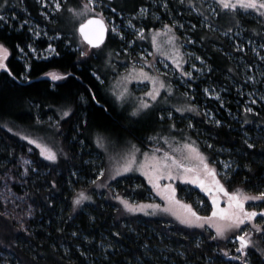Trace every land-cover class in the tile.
Returning a JSON list of instances; mask_svg holds the SVG:
<instances>
[{
	"label": "trees",
	"instance_id": "1",
	"mask_svg": "<svg viewBox=\"0 0 264 264\" xmlns=\"http://www.w3.org/2000/svg\"><path fill=\"white\" fill-rule=\"evenodd\" d=\"M102 1L116 9L112 14L115 18L118 14L130 17L137 14L140 7L150 9L152 5L150 0H124L129 4ZM67 2H72L75 8L82 6V0H64L61 2L63 8ZM16 5L20 11L24 8L38 19L51 35L59 33V38L52 45L60 55L33 57L26 45L34 43L44 49L49 44L47 39L33 40L28 27H19L17 21H0V39L11 50L7 63L13 73L10 76L0 70V175L17 168L21 157H28L32 162L22 184L14 186L18 193L26 195L32 207L26 227L4 214L0 199V214H3L0 215V264H239L226 260L220 251L226 245L221 240H212V233L206 229L187 228L176 222L142 215L123 216L118 203L110 198V193L105 198L98 196L91 185L104 165L97 138L107 134L147 149L151 143L147 140L156 135V127L162 125L168 128L171 120L160 118L167 112L165 110H155L153 119L147 122L127 115L108 93L106 77L99 70L95 48L87 45L89 55L81 57L75 49L79 46L76 35L58 28V12L56 21L50 23L40 16L34 0H16ZM152 12L159 19L147 16L134 18L133 23L145 30L157 28L172 13L190 28L187 33L192 43L188 44V50L204 61L203 78L199 81L188 79L185 90L198 113H189L192 127L184 124L182 117V121L177 122L181 125L180 139L194 140L210 157L216 153L223 158H231L237 169L228 187L241 186L258 191V183H264L257 179L264 176V137L259 135L255 125L258 124L259 129L264 131V106L258 109L259 116L249 114L245 119L241 114L244 98L238 96L234 87L241 82L240 65L229 54L231 46L222 34L227 30L215 29L213 17L210 18L211 27L202 26L201 17L176 0H169V8L165 10L161 4L153 6ZM24 15L25 12L21 11L20 20L24 19ZM175 27L186 51V40ZM107 42L113 44V53L120 49L121 42L109 31L104 43ZM16 44L24 48V55L15 47ZM80 48L83 49V45ZM243 57L248 64H252L253 58L249 54L243 53ZM185 58L188 68L194 59ZM26 64L29 67H25ZM53 70L70 75L53 82L43 75ZM23 76L30 79L25 80ZM257 86L264 97L263 78ZM205 88H220V98H208ZM93 93L98 103L91 99ZM68 107L72 108V112L68 117L61 118V110ZM203 108L211 110L216 119H206L202 114ZM234 115H237V120H233ZM215 120H220L221 125H216ZM19 127L49 132L58 143V160L46 161L36 148L30 151L28 143L14 131ZM246 139L255 145L253 149L247 148ZM209 144L213 145L211 149ZM245 165L252 169L251 173ZM53 181L55 187L52 186ZM112 185L119 194L130 199L139 202L150 200L149 186L142 176H122ZM80 190L88 191L92 201L74 206L73 198ZM176 195L191 204L200 215L209 214L210 199L197 189L179 183ZM198 201L203 203L200 205ZM74 231L78 233L75 237L72 236ZM85 236L88 240H84ZM198 242L199 248L196 247ZM82 251L86 255L82 256ZM180 252L185 256L181 257ZM251 261L252 264H264L256 252L251 254Z\"/></svg>",
	"mask_w": 264,
	"mask_h": 264
},
{
	"label": "rangeland",
	"instance_id": "2",
	"mask_svg": "<svg viewBox=\"0 0 264 264\" xmlns=\"http://www.w3.org/2000/svg\"><path fill=\"white\" fill-rule=\"evenodd\" d=\"M64 0H60V2H63ZM117 3H126L129 4V2H124V0H111ZM178 3L179 0H176ZM35 4L38 6L39 14L40 16L47 22L53 23L56 21V14L57 12L54 11V4L52 3V0H48L47 5H42L40 3V0H34ZM86 2V0H82V4ZM151 2V8L148 9V14L144 17L138 16V12L135 15H132L130 17H126L124 15L118 14L117 18L112 16L113 7L111 4L106 3L102 0H98V3L103 4V11L104 16L106 18V21L108 24L115 25L123 34L124 39H121L119 35L116 33H112L109 30V33L112 37H115L118 41H120V49L113 53L112 43H104L101 45L100 48H95V54L98 57V67L100 72L106 77V87L108 90V93L113 98L117 106L125 112L127 115L131 116V112L134 107L137 106L139 103L138 97H141L144 92H146L150 87L151 84L146 81H136L133 80L128 83V88L130 89L132 95L130 98H128L125 102L121 103L120 101H117L114 94H113V88H116L117 91H119V87L117 86V81H120V78L126 74V70L130 69L133 65L136 68L144 67L145 71L150 72L151 75L157 76L160 79L164 80L166 84H170L172 88L171 94L167 93L165 90H161L162 96L159 98V103H153V107L148 110H143L139 115L137 116H131L133 118L140 119V121H150L153 119V114L155 110H165L167 111L165 114H161L160 118L163 116L168 117V113H172V117L170 118L171 122H169L168 128L167 126L160 125L159 127H156V135L152 136L153 139H149L147 141L151 142L147 149H141L135 144H132L129 141L123 142L122 140L115 139L113 137H110L107 134L101 135L103 138V147L98 146L99 150L102 152V157L104 158V165L100 168L103 169L105 174L101 177H99V180L97 181L98 184H103L105 186L98 187L97 185H92V189L98 193V196L101 198H105V196L110 193V198L113 199L115 202L118 203V207L122 213L123 216L125 215H142L145 217L150 218H158L161 220H167L166 222H176L180 224L179 219L177 216L173 215L171 212H163L160 210H157L154 214L148 215L146 212H129L127 211L124 206L120 203L119 200L115 199L117 195L124 197L125 199L129 200L131 203L139 204V203H151V204H159L161 205V208L165 206H171L173 211L178 214H183L186 212V209L182 208L179 204H172L169 205V202L163 198L162 195L158 194L157 189L153 188V185L148 182V177L144 175V170L140 168V165L145 162V153L148 154V157L150 158L153 153L157 157H163L165 153H168L169 156H175L178 160H182L184 163L188 164L189 166L192 163H195V161H188L184 158L188 155L187 150L184 149L183 145L185 143H194L196 147L200 149L201 152H203L206 156H209L204 151L201 150V148L195 143L194 140L187 139H180L182 137L181 132V125H177L178 121H182L184 124L189 126V124L192 122L190 121L189 113L192 111H183V112H177L176 108H187L188 105L191 104V96L188 94V91L185 90L188 87V79H193V81H199L203 78L205 67L204 61L201 59H196L197 56H195V53L188 50V44L192 43V40L187 33V30L190 28H187L185 26V21L179 22L175 16L171 13L169 16V21L166 19L165 22L161 21L159 24V27L145 30L144 31V38L141 39L137 36V30L141 28L142 26H138L133 23V19H143L147 16H152L153 18L158 17V15L155 12H152L153 6H157L159 4H162V0H150ZM0 3H3V0H0ZM195 8L199 9V11L193 10L191 6L187 4V0H185V3L183 5L185 7H189L190 10H192L193 13L196 15H199L201 17V24L205 27H211L210 24V18L213 17V27L215 29L219 30H227L226 32H223V36L227 38V41L229 45L231 46L232 51L229 52V54L232 56L234 60L240 65V75H241V82L235 84V91L237 92L238 96L240 98H244V102L242 105L241 114L245 117V119L248 118L249 114H257L259 116L258 109H263L264 106V100L261 99L262 95L258 89V83L263 78L264 80V59H261V57H264V48L260 47L262 44H264V19L258 17L256 14H244L243 10H239L236 15H233V13L228 12L227 10L221 12L219 10V7L215 4L214 0H193ZM181 4V3H180ZM73 7L72 2H67L65 4L62 11L58 12L57 15V26L60 30H68L70 32H73L74 35H76V39L79 43V46H77L75 49L80 51L88 52L90 51L87 44L83 42V40L80 38L77 28L79 23L83 22L79 18L73 19L71 13L68 12V8ZM162 7V6H161ZM141 8V7H140ZM139 8V9H140ZM163 8V7H162ZM212 8H216V12L212 11ZM165 10V8H163ZM97 11H100L101 9L97 7ZM25 12L24 19L20 20V12ZM17 9L16 0H8V4L6 7L0 11V14L7 17L6 21L2 22H8L12 23L13 21H17V24L19 27H22L26 25L28 29H32L33 31L30 32L33 40L39 39V38H46L47 41L51 44L54 42L55 39L59 38L60 35H51L47 27L41 23H39L38 19L31 16L28 11L23 9ZM110 11L111 13H109ZM139 11V10H138ZM217 13H219L217 15ZM46 14V15H45ZM180 14V13H179ZM87 17H85L86 19ZM207 18V19H206ZM131 19L132 24L135 25V28L128 26V21ZM237 19H239V23H237ZM173 21H177V29L178 31L182 32V35L184 39L186 40V44H184L187 48L183 49V46L178 39L176 41V46L180 47V52L183 54V58L185 60V63L182 65L184 71H191L192 76L191 77H185L182 75L181 70L177 69L174 65L172 59L169 58V56H175L176 53L172 51V45L168 43V36L167 35H161L157 37V43L159 45V49L153 48L152 45V36H153V30L160 29L165 23L172 24ZM171 22V23H170ZM179 24H183V27H179ZM187 24V23H186ZM236 24V27H233V25ZM192 28V27H191ZM248 28L249 30L247 31ZM231 29V31H229ZM259 30V31H258ZM40 32L41 34L39 36L33 35L34 32ZM176 27H174V34L178 37L176 34ZM46 33V34H45ZM259 36V37H258ZM129 41H132V43H129ZM33 48L36 49L35 53H32L29 49L31 55L35 58H49V55L47 50V47L44 49L38 48L34 43H31ZM80 45H83V49L80 48ZM255 49V50H254ZM161 52L167 53V55H161ZM235 53H239L240 55H235ZM243 53L249 54L252 58V64H248L246 62V59L243 57ZM24 55V53H22ZM186 57L192 58L193 61L189 63L188 68H186ZM144 59L149 61L152 64V67L149 68L148 64L144 63ZM198 63V65L196 64ZM192 64L196 65V68H192ZM2 70V69H0ZM166 74V75H165ZM97 75V74H96ZM98 76V75H97ZM46 77V76H45ZM99 77V76H98ZM248 77H253V80H249ZM49 78L50 77H46ZM209 89V88H208ZM220 88H211L209 89L210 92H216L219 93L220 97ZM185 93L187 95H185ZM206 94V93H205ZM164 96H168L167 102H164ZM208 98H214L217 99L214 95L206 94ZM145 99H147L145 97ZM255 100L256 103H253L252 101ZM238 102V101H237ZM256 106V108H255ZM246 107H252L254 109L253 113H246L244 109ZM196 113V112H194ZM203 116L208 120H214L216 117L209 109H202ZM179 117L175 119V117ZM182 117V119H181ZM237 115L233 116V120H237ZM155 123V122H154ZM175 124V128H171V125ZM260 126L258 124L255 125V129L259 131V135L264 137V131L259 129ZM19 138L23 139V136L27 135L30 137V139H36L38 142H41L43 144L48 145L51 147L54 151L57 153V157L59 155L58 152V143L57 141L52 138V135L49 134V132H44L42 129L38 128H25V127H19L14 130ZM24 140V139H23ZM204 140V139H203ZM26 141V140H24ZM28 143V148L30 151L33 150V148H36L40 154V148H38L36 145L29 143V141H26ZM133 145H135V148L139 149L138 152L134 151ZM94 155H97L94 154ZM135 156V163L132 165V169L130 171L124 172L121 170V166L127 162V160L132 156ZM41 156V155H40ZM213 157H210L213 161L216 162H231V168L233 172L237 169V165L231 158H223L219 154L212 155ZM43 159L47 160L44 156H41ZM101 157V156H100ZM24 160H29L28 157H21L18 161V167L13 168L6 173L0 175V199L2 200V203L4 205V214L7 216H10L14 218L22 227H26V221L31 216L32 213V207L28 203L26 195L18 193L14 186L15 185H21L23 182V178L25 177V174L30 167V164H24ZM58 160V158H57ZM56 160V161H57ZM56 161H49V162H56ZM218 168H222L223 165L220 163H217ZM99 169V170H100ZM99 170L96 173V179L99 175ZM119 173V174H117ZM182 170L180 173H177L175 169H173V175H181ZM142 176L146 183L149 186V201H136L134 199H130L127 196H123L122 194H119L118 190L113 187L112 183L122 176ZM114 177V178H110ZM160 192L164 191V186L171 184L175 189L177 185L185 184L188 186V188H195L198 192L205 195L208 199L210 197L207 196L206 193H204L198 185L192 184L189 181H186L184 179H169L167 173L161 174L160 180ZM229 186V185H228ZM226 185V187H228ZM238 187V186H237ZM241 187V186H240ZM259 190H264V183L259 182L258 183ZM236 187H229V190H232ZM106 190V191H105ZM250 194H255L258 191H254L252 189H246ZM84 191L86 195L91 196L88 191L86 190H80ZM78 191L75 197L79 194ZM198 195V194H197ZM199 196V195H198ZM176 199L182 201L183 203H186L185 201L178 198L176 195ZM91 200L84 201L81 205L85 203L91 202ZM200 201H198V204ZM211 203V199H210ZM253 205H258L259 208H264V204H261L260 202H251ZM188 204V203H187ZM202 203H200L201 205ZM79 205V206H81ZM225 204L222 200L221 207H224ZM249 204H246V207H249ZM148 211H152L151 209H148ZM211 214V208L209 214L202 215V216H209ZM182 225V224H180ZM184 226V225H183ZM186 227V226H185ZM207 231H210L212 235H215L214 229L210 227H205ZM253 240L255 242L256 247L264 249V236H261L259 233L253 234ZM226 245L225 248L230 252L231 255H238L235 251L236 244L233 243L232 240H221ZM253 252H256L254 249L250 250L249 259L251 260V254ZM257 253V252H256ZM259 255V253H257ZM224 256V255H223ZM226 260H232L227 256H224ZM236 261V260H234ZM238 262V261H237ZM264 262V261H263Z\"/></svg>",
	"mask_w": 264,
	"mask_h": 264
},
{
	"label": "snow or ice",
	"instance_id": "3",
	"mask_svg": "<svg viewBox=\"0 0 264 264\" xmlns=\"http://www.w3.org/2000/svg\"><path fill=\"white\" fill-rule=\"evenodd\" d=\"M47 2L48 0H40L42 5H47ZM179 2L183 4L185 3V0H179ZM214 2L219 7L221 12L227 10L228 12L233 13V15H236L239 10H243L244 14L251 15L254 13L258 17L264 19V0H214ZM52 3L54 4V11H62L63 6L60 0H52ZM7 4L8 0H3V3H0V11H2ZM187 4L191 6L193 10L199 11V9L195 8L193 0H187ZM161 6L165 9H168L169 0H162ZM97 7H99L101 10L97 11ZM112 11L115 12L116 9L113 8ZM212 11L216 12V8H212ZM68 12L71 13L73 19L79 18L81 21H83L79 23L77 30L83 39L87 41V44L93 48H100L101 45L104 44L106 33L109 30L112 33L119 35L121 39H124V34L115 25L110 26L108 24L104 16L103 4L98 3V0H86V2H84L79 8L69 7ZM147 14L148 9L146 7H141L137 15L144 17ZM218 14L219 13H217V15ZM85 17L87 18L85 19ZM157 19H159V17H157ZM6 20L7 17L0 14V21ZM239 22V19H237V23ZM177 23V21H173L172 24L165 23L162 28L153 30L152 45L153 48L159 49L157 37L161 35H167L168 43L173 46L172 51L176 53L175 56H169V58L172 59L176 68L181 70L183 76L191 77V71L183 70L182 65L185 63V60L183 58V54L180 52V47L176 46V41L179 39V37L174 34V27L177 25ZM128 26L135 28V25L132 24L131 19L128 21ZM178 26L182 28L183 24H179ZM193 27H195V25H193ZM29 31L32 32L33 30L29 29ZM144 31L145 29L143 27L139 28L137 30V36L143 39ZM229 31H231V29H229ZM40 34L41 33L38 31L33 33L35 36H39ZM58 35L59 33H57V36ZM129 43H132V41H129ZM15 47L21 53H24L25 50L20 46V44H16ZM26 47L30 49L32 53L36 52V49L33 48L31 43L27 44ZM260 47L264 48V44H262ZM46 51L49 55H60V53L57 52L56 48L53 47L51 43L48 44ZM10 55L11 50L9 46L3 39H0V69L6 71L8 75L12 76V70L9 68L7 63ZM88 55V52L80 51L81 57ZM161 55H167V53L161 52ZM196 59L199 60L201 58L196 57ZM261 59H264V57H261ZM144 63L148 64L149 68L152 67V64L146 59H144ZM25 67H29V65L26 64ZM191 67L196 68V65L192 64ZM43 75L50 77V79L55 82L65 79L70 75V73L53 70L45 72ZM23 78L25 80L30 79L29 76H23ZM97 79H99L98 76ZM248 79L253 80L254 78L248 77ZM133 80L141 82L146 81L151 84V87L146 92H144L141 97L137 98L139 103L133 108L131 116H137L143 110L151 109L153 107V103H159V98L162 96V89L169 94L172 92L170 84H166L164 80L157 76L151 75L150 72L145 71L144 67L136 68L133 65L130 69L126 70V74L120 78V81H117V86L120 90L117 91L116 88H113L112 90L117 101L123 103L131 97L132 93L128 88V83ZM204 92L209 95H214L217 99L220 98L219 93L214 91L210 92L208 88H205ZM185 95L187 94L185 93ZM145 97L147 99H145ZM81 99H83V97H81ZM91 99L96 100L94 93L91 95ZM261 99H264V97H261ZM167 100L168 96H164V102H167ZM96 102L98 103L99 101L96 100ZM252 102L256 103L255 100ZM185 110L198 113V109L194 105H188L186 109L176 108L177 112H183ZM61 111V118L68 117L72 112V108L68 107L66 110L62 109ZM244 111L246 113H253L254 109L252 107H246ZM168 117H172L171 112L168 113ZM161 119H163V116ZM221 123L222 122L220 120H215L216 125L219 126ZM245 123H248V121L245 120ZM189 127H192L191 123L189 124ZM171 128L174 129L175 124H172ZM9 131H11V129H9ZM23 139L40 148V155L44 156L47 160H57L58 157L56 151H54L48 145L38 142L36 139H30V137L27 135L23 136ZM149 139L153 138L149 137ZM244 142L249 149H253L255 147V145L253 143H249L247 139ZM96 143L98 146L103 147V138L98 137ZM132 147L134 151H139V149L135 148V145ZM183 147L188 153L184 159L188 161H195V163H192L190 166L184 163L182 160H178L175 156H169L168 153H165L163 157H157L153 153L150 158L148 157V154L145 153V162L140 165V168L142 170L146 169L144 170V175L148 177V182L153 185V188L157 189L158 194L162 195L163 198L169 202V205H181L182 208L186 209L185 213L178 214L173 211L171 206H165L161 208V205L159 204L131 203L129 200L119 195H117L115 199L119 200L124 208L129 212H146L148 215L154 214L157 210L171 212L173 215L177 216L180 224L186 226L187 228L204 229L205 227H210L214 229L215 235L210 237L212 240H232L233 243L237 245L235 251L238 255H231L226 249H220V251L224 256L238 261L239 264H252V261L249 259L250 250L252 249L259 253L260 259L264 261V249L256 247L253 240L254 233H259L261 236H264V208H259L258 205H253L251 203L260 202L261 204H264V190H260L255 194H250L245 190L244 187H236L232 190H229V187H226V185L230 184L231 177L233 175L230 161H213L209 156H206L203 152H201L200 149L194 145V143H185ZM212 147L213 145H208V148L211 149ZM220 151H223V149ZM23 163L27 165L32 162L29 160H24ZM134 163L135 156L132 155L127 160V162L121 166V170L124 172L130 171ZM217 163L222 164L223 167L218 168ZM245 167L250 173L252 172V169L248 165H245ZM173 169H175L177 173H180L182 170V174L173 175ZM25 171H27V169H25ZM165 172L167 173L169 179L182 178L191 182L192 184L198 185L199 188L211 199V214L209 216H202L193 208L191 204L183 203L182 201L177 200L176 189L171 184L165 185L164 191L160 192V185L158 182L160 180L161 174ZM104 174V170L100 169L97 179L92 180L91 183L93 185H97L98 187L105 186L103 184L97 183L99 177L103 176ZM257 179L264 181V176L258 177ZM248 182L251 183V180ZM52 186L55 187V181H53ZM91 199V196L86 195L84 191H80L73 200V205L79 206L84 201ZM222 200L225 204L224 207H221ZM200 203H203V201H200ZM246 204H249L250 206L246 207ZM148 209H151L152 211L149 212ZM73 210H75V208ZM77 235L78 233L75 231L72 233V236L74 237ZM115 235L119 236L120 233H115ZM84 240H88V237L85 236ZM0 243H2V241H0ZM109 247H111V245ZM196 247H200L199 242L196 244ZM81 255H86V253L82 251ZM179 255L184 257L185 253L180 252Z\"/></svg>",
	"mask_w": 264,
	"mask_h": 264
},
{
	"label": "water",
	"instance_id": "4",
	"mask_svg": "<svg viewBox=\"0 0 264 264\" xmlns=\"http://www.w3.org/2000/svg\"><path fill=\"white\" fill-rule=\"evenodd\" d=\"M78 27H79V25H78ZM78 29V28H77ZM78 31V30H77ZM78 34H79V36H80V38L83 40V42L85 43V44H87V41H85L84 39H83V37L81 36V34L78 32ZM107 37H108V32L106 33V36H105V41H106V39H107ZM104 41V42H105ZM88 45V44H87ZM89 46V45H88ZM89 47H91V46H89ZM91 48H93V47H91Z\"/></svg>",
	"mask_w": 264,
	"mask_h": 264
}]
</instances>
